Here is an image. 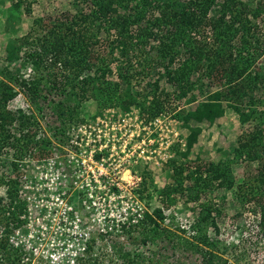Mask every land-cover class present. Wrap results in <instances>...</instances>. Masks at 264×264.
Listing matches in <instances>:
<instances>
[{"label":"rangeland","instance_id":"1","mask_svg":"<svg viewBox=\"0 0 264 264\" xmlns=\"http://www.w3.org/2000/svg\"><path fill=\"white\" fill-rule=\"evenodd\" d=\"M242 1L251 10L264 3V0ZM24 2H31L28 13H25L22 7L19 16H9L10 22L0 20V81L9 82L16 91L15 97L8 102V109H21L26 114H33L34 123L30 124L29 128L38 132L36 138L43 135L50 141L45 142L43 146L32 143L25 146L24 139L19 135L21 128L18 122L13 121L11 133L16 137L18 146L5 148L3 155H0L1 172L17 181L18 199L21 200L22 196L33 200L32 206L29 199L31 215L24 220L27 225L21 227V233L26 235L24 240L29 244H38L41 241L40 231H44L46 235L42 241L50 239L52 224L44 217L43 211L46 208H42V211L34 207L36 198L42 197L46 189L42 184L46 180L40 179V174L44 172L50 158L55 156L59 161L57 168L65 174L61 186L69 191L67 184L74 176L80 174L79 171L83 173L86 170L82 171L76 167V159L71 162L73 156L80 157L78 159L86 164L87 169L88 165L95 164L91 160V149L86 144L90 131L91 138L101 139L102 145L107 143L112 153L106 158L111 182L106 187L93 189L97 194L91 198L95 199L94 204H85L87 201H83L84 197L76 204L80 209H83L84 205L92 206L88 213H83V216H87L83 226H91L89 230L97 245L96 249H91L90 257L96 254L100 264H126L123 257H126L127 253H134L140 264H199L203 255L196 245H192V241L194 244L198 243V247L203 250L210 248L199 242L191 233H183L178 228L189 230L196 218L203 214L200 208L203 205H211L219 211L212 213L213 217L215 215L218 232H215L211 219H208L196 226L193 234L197 237L205 235L215 244L212 249L218 256L215 259L216 264H264V235L258 224V214L254 212L257 208L253 203L242 205L237 193L239 190H245L244 186H239L247 175L255 174L260 162L251 163L237 159L234 153L239 137L253 129L255 122L242 126L238 113L232 108H225L224 115L212 124L206 121H191V125L200 126L202 131L188 154H181L185 148L188 130L179 119V112L194 108L197 103L206 100L210 92L221 86L223 78L217 76L208 79L199 71L189 78L191 90L185 95H180L179 85L171 84L163 75L168 57L162 58L158 51L161 39L150 38L137 52L132 49V52L125 56L114 54L111 57L105 47L106 34L100 31V42L94 46V50L100 56H105L106 62L111 66V71L107 73L108 80L118 82L120 89H124L125 82L120 74L130 75L131 92L137 94L139 100L147 107L154 81L158 79L160 89L164 90V94L160 93L163 97H159L163 101L161 114L149 117L138 106L132 107L127 113L119 111L113 105L102 107L104 93L94 88L84 98L80 95L73 96L70 94L73 89L63 72H59V67L54 68L58 72L54 86L46 82L44 71L39 72L40 97L33 103L26 91L14 82L13 77H26L31 73L26 68L24 52L37 44L36 39L42 33L34 24V18L48 14L51 18L45 23H50L62 12L74 14L80 6L74 5L75 0ZM1 11L3 10H0V14ZM215 12L217 7L214 6L208 12V17H212ZM249 17L253 34L250 40L254 42L258 37L261 44L258 49L250 47V52L255 55L253 68L258 65L264 69V12L257 17ZM196 35L208 42L209 46L213 44L208 28L203 27ZM179 57L181 56H176L174 62L168 65L169 68L176 67ZM252 94L258 98L257 109L264 110V91H254ZM60 110L65 112V117L59 116ZM258 120L260 122V119ZM261 123L264 126V114ZM24 131H27L26 127ZM71 131L74 132L73 137L76 132L86 131L81 135L84 139L78 138L76 142L70 143L68 134ZM80 142L82 143L78 148L72 147ZM11 161L15 162L16 166H13ZM219 161H227L230 167L233 178L231 188L203 189V185L194 183L193 177H185L198 162ZM177 166L184 168L182 175L176 173ZM85 175L84 173L83 176ZM7 187L6 184L0 187L1 203L8 201L5 194ZM51 206H55V203ZM155 207L160 208L164 216L161 226H165L170 232H167V235L161 233L154 238L146 237L143 242L138 222L143 210L151 211ZM91 215L92 220L89 218ZM134 260L136 262L137 259Z\"/></svg>","mask_w":264,"mask_h":264},{"label":"trees","instance_id":"2","mask_svg":"<svg viewBox=\"0 0 264 264\" xmlns=\"http://www.w3.org/2000/svg\"><path fill=\"white\" fill-rule=\"evenodd\" d=\"M30 5L31 2L25 4L24 0H12L9 14L19 16L22 7L25 13L29 12ZM74 5L80 6L74 14L62 12L50 23H45L51 18L48 14L34 18V24L42 33L36 39L37 44L24 52L26 68L31 73L26 77H13L18 87L26 91L30 101L36 103L40 97L39 72L44 71L46 82L54 86L58 74L54 68L59 67V72H63L73 89L70 91L71 95H80L84 98L92 88L98 89L104 93L102 107L113 105L119 111L127 113L132 107L138 106L149 117H156L163 111L161 100L163 96L161 97L160 93L164 94V90L160 89L159 80L154 81L151 100L145 107L137 94L130 90V75L120 74L125 82L124 89H120L118 82L108 80L107 73L111 71V66L106 62L105 56L95 53L94 46L100 42L98 38L100 31L106 34L105 47L111 57L114 54L125 56L132 52V49L137 52L150 38L161 39L158 51L162 58L168 57L163 75L171 84L179 85L180 95H185L191 90L189 78L199 71L208 79L219 76L224 80L220 87L208 94L206 100L197 103L194 108L179 112L178 117L188 130L185 148L181 153L183 156L188 154L202 131L200 126L191 125V121L196 123L206 121L212 124L224 115L225 108H232L238 113L242 126L255 122L253 129L239 137L234 153L237 159L251 163L260 162V166L255 174H249L243 179V184L239 187L244 186L245 190H239L237 193L242 205L253 203L257 208L254 212L258 214V224L264 235V126L261 123L264 110L257 109L258 98L252 94L254 91H264V69L258 65L253 68L255 55L250 52V47L258 49L261 44L258 37L254 42L250 40L253 34L249 17V15L257 17L264 12V3L254 10L242 0H75ZM214 6L217 7V12L208 17V12ZM203 27L210 30L213 41L211 46L196 35ZM176 56H181L178 58V64L174 68H169L168 65L174 62ZM15 95L13 86L1 80L0 155H3L5 148L18 146L16 137L11 133L13 121L18 122L21 128L19 135L24 139L25 146L30 143L40 146L45 142L50 143L47 136L36 138L38 132L29 128L34 123L33 114H26L21 109L17 111L8 109V102ZM58 114L65 117L62 110ZM25 127L27 131H24ZM10 163L16 166L15 162ZM183 170L182 166H177L176 173L182 175ZM185 177L188 179L193 177L194 183L198 186L203 185V189L233 187V178L227 161L198 162ZM4 184L8 185L5 191L8 201L1 203L0 198L2 228L0 263L18 264L16 261L20 253L10 246L6 235L10 232L11 223L16 221L20 223L19 216L24 213V201L17 197V181L6 177L0 170V187ZM200 209L203 214L196 218L189 230L178 229L183 233H191L199 242L210 248L203 250L202 247H198V243L194 244L191 240L192 245L194 247L196 245L203 255L199 264H216L215 259L218 256L212 249L215 244L205 235L195 236L193 230L202 222L211 219L215 232H218L215 215L213 217L212 213L219 211L211 205H203ZM163 220L160 208L143 210L138 222L143 242L146 237L154 238L161 233L167 235V232H170L168 228L161 226ZM189 243L191 245V242ZM135 255L127 253L126 257H122L126 264H140ZM134 258L137 259L136 262ZM100 263L96 254L92 255L88 262Z\"/></svg>","mask_w":264,"mask_h":264},{"label":"built area","instance_id":"3","mask_svg":"<svg viewBox=\"0 0 264 264\" xmlns=\"http://www.w3.org/2000/svg\"><path fill=\"white\" fill-rule=\"evenodd\" d=\"M74 129V125H72V130L74 131ZM78 130L77 127L76 131ZM73 131L68 134L70 143L76 142L78 138L81 139L83 137L81 135L86 132H76L73 137ZM91 133L89 131L86 144L91 149H89L91 160L95 164L88 165L87 167L89 168L87 169L85 167L86 164H83L82 160L78 159L80 157L73 156L71 162L76 159V167L82 171L86 170L83 173L79 171L80 174L74 176L70 183L67 184L69 191L64 189L66 187L61 186L63 184L62 177L65 174L57 168L59 161L56 160L55 156L50 158L44 168V172L40 174V179L46 180V182L42 183L46 189L42 197L36 198L37 203L34 207L38 210L46 208L45 211L42 210L44 217L52 224L49 240L42 241L43 237L46 236L44 235V231H40L39 240L41 241L38 244H29L28 241L24 240L26 235L21 233V227L22 225H27V223H24V220L31 215V207L29 206V199L31 198L20 197L24 203L26 201L24 213L19 216L20 223L16 221L10 224V232L6 235L10 246L20 253L16 261L18 264H88L90 261L91 249H96L97 245L96 239L91 236L89 230L91 226H83V223H85L84 218L87 217L83 216V213H88V209L92 206L90 204L84 205L83 209H80L76 207V204L82 197H84V202L87 201L85 204L90 202L94 204L95 199L91 200V198L97 194L93 192V189L99 186L106 187L111 182L106 158L108 159L112 154L110 153L111 150L109 151V145L104 143L103 146L101 139H92ZM41 137L44 136L41 135ZM81 143L76 144V146L72 145V147L78 148ZM84 173L86 174L85 176H83ZM21 183L23 182L21 181ZM112 183L115 184V182ZM65 193L66 197H64ZM30 202L33 206L32 199ZM53 203H55V206H51ZM89 218L92 220V215ZM1 233L2 228L0 227Z\"/></svg>","mask_w":264,"mask_h":264},{"label":"crops","instance_id":"4","mask_svg":"<svg viewBox=\"0 0 264 264\" xmlns=\"http://www.w3.org/2000/svg\"><path fill=\"white\" fill-rule=\"evenodd\" d=\"M2 2V4H0V10H3V12L1 11V14H0V20H3V21H11L9 16H12L11 14H9L10 12V6L12 4V0H0ZM14 15V14H13ZM13 18V17H11ZM8 19V20H7Z\"/></svg>","mask_w":264,"mask_h":264}]
</instances>
